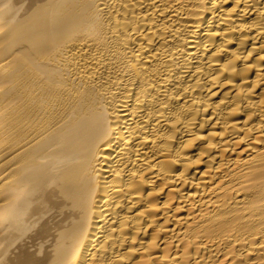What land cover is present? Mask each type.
Wrapping results in <instances>:
<instances>
[{
	"label": "bare ground",
	"instance_id": "obj_1",
	"mask_svg": "<svg viewBox=\"0 0 264 264\" xmlns=\"http://www.w3.org/2000/svg\"><path fill=\"white\" fill-rule=\"evenodd\" d=\"M0 264H264V0H0Z\"/></svg>",
	"mask_w": 264,
	"mask_h": 264
}]
</instances>
